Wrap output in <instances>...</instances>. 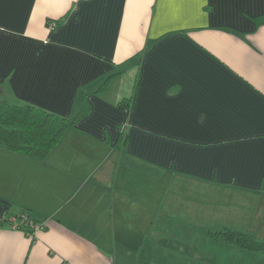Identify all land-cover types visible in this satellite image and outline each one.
<instances>
[{"label":"crops","instance_id":"1","mask_svg":"<svg viewBox=\"0 0 264 264\" xmlns=\"http://www.w3.org/2000/svg\"><path fill=\"white\" fill-rule=\"evenodd\" d=\"M82 97L44 159L0 146V264H196L227 197L264 200V0H0V105Z\"/></svg>","mask_w":264,"mask_h":264},{"label":"trees","instance_id":"2","mask_svg":"<svg viewBox=\"0 0 264 264\" xmlns=\"http://www.w3.org/2000/svg\"><path fill=\"white\" fill-rule=\"evenodd\" d=\"M119 103H127V99H122ZM88 109V101L85 97H82L77 111L70 119L30 104L18 106L2 102L0 105V146L12 152L42 160L58 143L66 127L83 117ZM4 217L8 218L7 215ZM14 220L15 228L25 230L40 226L23 209L17 212ZM9 225L12 226L10 219ZM208 233L216 240L248 249L254 252L253 256L259 254L264 258V240L255 234L229 226L210 228Z\"/></svg>","mask_w":264,"mask_h":264},{"label":"rangeland","instance_id":"3","mask_svg":"<svg viewBox=\"0 0 264 264\" xmlns=\"http://www.w3.org/2000/svg\"><path fill=\"white\" fill-rule=\"evenodd\" d=\"M195 197L196 214H194V216L196 220H198L197 223H201V219H199L198 216L204 217V214L220 213L217 206H215L217 201H215L210 194H208V200L206 202H203L204 197L202 193H196ZM182 205H186L187 210H190V207L186 203H183ZM221 206L223 219L229 223L236 224V226H240L241 228L231 227L251 232L253 234L255 233L256 236L264 240L263 198L253 193H246L244 196L237 194L234 197H227L225 203H221ZM193 237L195 239L199 258H201V261H196V264H202V262L210 263L213 260H216L217 262L228 260L227 263L230 261L234 263V261H236L237 264H264V258L257 259L253 256L254 252L242 247L230 245L219 239L216 240L210 236L209 233L202 236L194 234ZM258 256L261 258V255L258 254Z\"/></svg>","mask_w":264,"mask_h":264},{"label":"built area","instance_id":"4","mask_svg":"<svg viewBox=\"0 0 264 264\" xmlns=\"http://www.w3.org/2000/svg\"><path fill=\"white\" fill-rule=\"evenodd\" d=\"M49 27L53 28L55 26V21H49ZM11 225L14 227L15 226V220L14 218L11 220Z\"/></svg>","mask_w":264,"mask_h":264}]
</instances>
